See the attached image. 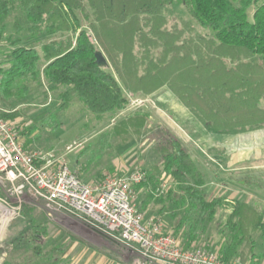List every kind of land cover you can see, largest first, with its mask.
I'll return each instance as SVG.
<instances>
[{
    "label": "trees",
    "instance_id": "16d2710c",
    "mask_svg": "<svg viewBox=\"0 0 264 264\" xmlns=\"http://www.w3.org/2000/svg\"><path fill=\"white\" fill-rule=\"evenodd\" d=\"M175 2L187 9L199 33L186 37L183 31L166 28L165 11ZM16 11L26 18L30 39L43 33L64 38L40 51L18 46L20 39L12 42L15 48L6 56L9 67H0V94L6 97L17 91L26 94L30 83L43 77L56 88H69L87 111L102 119L126 107L123 87L149 96L167 86L214 131L264 126V0H0V39ZM78 13L90 22L91 32L82 29ZM14 28L17 33L24 30L18 19ZM97 46L108 56L116 77L96 64ZM137 48L143 49L141 59ZM70 99L66 93L64 108ZM13 116L3 114L5 119ZM149 118L129 116L115 131L138 135ZM155 153L166 176L178 184V194L167 192L171 204L183 209L176 232L185 228L184 236H192L197 214L213 219L219 208H226V225L235 232L227 253L242 245L253 250V234L264 236V209L223 198L208 201L199 190L204 178L196 163L168 133L155 135ZM187 177L196 184L183 187ZM160 180L146 173L137 187L145 189L149 200L164 202V195H155Z\"/></svg>",
    "mask_w": 264,
    "mask_h": 264
},
{
    "label": "rangeland",
    "instance_id": "374dc122",
    "mask_svg": "<svg viewBox=\"0 0 264 264\" xmlns=\"http://www.w3.org/2000/svg\"><path fill=\"white\" fill-rule=\"evenodd\" d=\"M164 15L166 28L170 31L178 29L186 37L201 31L187 9L177 2ZM78 17L82 29L91 32L90 22L79 13ZM15 19L24 29L20 33L15 31ZM26 28L24 15L14 12L0 39L1 69L9 67L6 56L15 48L12 45L15 40L20 39L18 46L40 51L43 45L64 38L59 34L48 36L43 33L32 40ZM97 47L108 61V66L103 69L115 76L108 56ZM142 50L136 49L139 59L143 56ZM45 65L43 61L39 69L42 71ZM143 70L141 65L139 73ZM30 87L26 94L19 91L12 97L0 94V114L2 118L3 114L14 115L3 119L19 130V140L28 153L36 155L39 167L45 164L43 157L53 155L54 160L65 162L91 184L106 176H125L138 171L158 176L161 183H167L164 202L149 200L144 188L136 187L134 191L133 203L144 214L146 222L161 225L163 233L175 237L183 249L205 248L227 264H264L262 234H253V250L242 245L227 253L235 232L226 225L229 212L226 208H219L213 219L208 214H197L192 236H184L185 228L176 232L183 209L171 204L167 192L171 189L178 194V184L166 176L161 157L155 153V135L168 133L179 140L194 159L204 178V185L199 190L208 201L223 198L262 211L264 126L214 131L208 124L201 123L182 102L181 105L167 86L149 96L132 94L123 87L128 100L126 107L102 119L87 111L69 88H56L43 77L38 83H30ZM66 93L71 99L64 108ZM136 114L150 117L140 134L115 131L117 125ZM195 184L196 179L187 177L183 187ZM0 264L157 263L51 204L37 195L22 178L15 179L0 172Z\"/></svg>",
    "mask_w": 264,
    "mask_h": 264
},
{
    "label": "built area",
    "instance_id": "2783aa9c",
    "mask_svg": "<svg viewBox=\"0 0 264 264\" xmlns=\"http://www.w3.org/2000/svg\"><path fill=\"white\" fill-rule=\"evenodd\" d=\"M36 155L28 153L19 140V130L0 114V172L22 178L40 197L68 214L84 220L110 239L136 249L157 264H227L205 248L186 250L161 225L146 222L133 203L135 188L146 179L138 171L130 175L106 176L94 184L85 182L65 162L43 157L44 166L36 164ZM162 181L155 192L166 193Z\"/></svg>",
    "mask_w": 264,
    "mask_h": 264
},
{
    "label": "water",
    "instance_id": "95a60500",
    "mask_svg": "<svg viewBox=\"0 0 264 264\" xmlns=\"http://www.w3.org/2000/svg\"><path fill=\"white\" fill-rule=\"evenodd\" d=\"M95 58H96V64L100 67V68H104L108 66V61L105 58L104 54L101 51H97L95 53Z\"/></svg>",
    "mask_w": 264,
    "mask_h": 264
},
{
    "label": "crops",
    "instance_id": "0c3cea01",
    "mask_svg": "<svg viewBox=\"0 0 264 264\" xmlns=\"http://www.w3.org/2000/svg\"><path fill=\"white\" fill-rule=\"evenodd\" d=\"M176 97V96H175ZM176 99L179 101V103L181 104V105H183L182 103H181V101L176 97ZM184 107V106H183ZM188 152V151H187ZM190 154V153H189ZM192 157V156H191ZM193 159V158H192ZM194 160V159H193ZM84 180V179H83ZM85 181V180H84ZM87 182V181H86ZM89 183V182H88Z\"/></svg>",
    "mask_w": 264,
    "mask_h": 264
}]
</instances>
